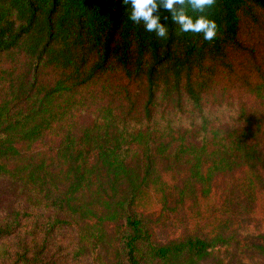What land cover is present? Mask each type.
Returning a JSON list of instances; mask_svg holds the SVG:
<instances>
[{
	"label": "trees",
	"instance_id": "16d2710c",
	"mask_svg": "<svg viewBox=\"0 0 264 264\" xmlns=\"http://www.w3.org/2000/svg\"><path fill=\"white\" fill-rule=\"evenodd\" d=\"M130 12L0 0V178L27 204L0 264H198L264 213V0H216L211 42Z\"/></svg>",
	"mask_w": 264,
	"mask_h": 264
},
{
	"label": "rangeland",
	"instance_id": "374dc122",
	"mask_svg": "<svg viewBox=\"0 0 264 264\" xmlns=\"http://www.w3.org/2000/svg\"><path fill=\"white\" fill-rule=\"evenodd\" d=\"M25 198L20 186L0 178V216L24 208L27 205ZM262 213L245 218L237 232L238 241L212 249L208 257L198 264H264V251L259 248L264 244V213ZM154 237L157 242L163 243L170 234L166 229L156 228Z\"/></svg>",
	"mask_w": 264,
	"mask_h": 264
},
{
	"label": "clouds",
	"instance_id": "9594fccd",
	"mask_svg": "<svg viewBox=\"0 0 264 264\" xmlns=\"http://www.w3.org/2000/svg\"><path fill=\"white\" fill-rule=\"evenodd\" d=\"M123 4L131 5L129 19L133 23H143L146 31L155 32L159 38L167 39L169 35L168 27L160 22L161 17L154 15L160 8L171 13L172 21L182 33L202 34L209 42L217 36L218 25L203 15L206 9L216 4V0H123ZM189 9L201 15L194 18L188 14Z\"/></svg>",
	"mask_w": 264,
	"mask_h": 264
}]
</instances>
